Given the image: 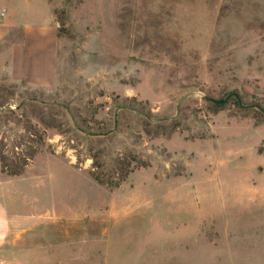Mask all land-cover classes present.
Masks as SVG:
<instances>
[{
    "label": "rangeland",
    "instance_id": "1",
    "mask_svg": "<svg viewBox=\"0 0 264 264\" xmlns=\"http://www.w3.org/2000/svg\"><path fill=\"white\" fill-rule=\"evenodd\" d=\"M48 1L56 87L0 77V171L39 198L0 264H264V112L204 98L264 107V0Z\"/></svg>",
    "mask_w": 264,
    "mask_h": 264
},
{
    "label": "crops",
    "instance_id": "2",
    "mask_svg": "<svg viewBox=\"0 0 264 264\" xmlns=\"http://www.w3.org/2000/svg\"><path fill=\"white\" fill-rule=\"evenodd\" d=\"M58 25L48 0H0V77L31 89L49 91L58 83ZM32 176H4L0 171V248L20 228L15 193L18 181ZM21 179V180H20Z\"/></svg>",
    "mask_w": 264,
    "mask_h": 264
},
{
    "label": "trees",
    "instance_id": "3",
    "mask_svg": "<svg viewBox=\"0 0 264 264\" xmlns=\"http://www.w3.org/2000/svg\"><path fill=\"white\" fill-rule=\"evenodd\" d=\"M33 98L35 97H30V96H27L25 97L23 100H22V103H25V104H32V102H36ZM206 101H208L209 103L213 104L215 107H220L222 106L223 104L227 103L228 101H233V103L236 104V106L239 108V109H242V110H253L255 112H263L261 109H259L258 107L254 106V105H251V106H243L242 104H240L238 98L236 96H234L233 94H231L226 100L224 101H213V100H210L209 98H206ZM220 98H223V97H220ZM242 101V100H241ZM2 102L0 101V104ZM242 103H248V102H243ZM43 106H40V112H43V109H48L49 106L47 105H50L49 102H43L41 103ZM120 109H122L123 107H128L130 108L129 106H119ZM62 108V107H61ZM66 108V107H64ZM133 110H135L139 115H143L144 116V119L146 120V123H159L160 122V118L156 117V118H152L151 119V116L150 115H147V114H143L141 111L137 110V108H134V107H131ZM118 114V112H117ZM88 125V124H87ZM74 128L76 129H79L80 131H82L84 134H94V135H97V134H105V133H108L110 131V128L107 129V128H102L101 124L98 123L97 127H86V126H79V124H76L74 123ZM37 149V147H34L33 149H31L30 151V154L33 153L35 150ZM96 155V156H95ZM93 162H92V168L90 169V174L92 175V177L98 181L99 183H103V184H107V185H111V186H116L118 185L121 180H123L126 176V174L128 173V171H131L133 169V167L136 165H134L133 167H127L128 166V161H125V159L123 157H120L117 159V162H118V168H119V172L118 174H113L115 173V167H117L115 165L114 169H112L111 172H105L100 168V166L102 165L98 158H97V154H94L93 155ZM127 165V166H126Z\"/></svg>",
    "mask_w": 264,
    "mask_h": 264
},
{
    "label": "water",
    "instance_id": "4",
    "mask_svg": "<svg viewBox=\"0 0 264 264\" xmlns=\"http://www.w3.org/2000/svg\"><path fill=\"white\" fill-rule=\"evenodd\" d=\"M231 94H233L234 96H236L240 102V104H242L243 106H251L254 105L256 107H258L259 109H261L264 112V107L259 103V102H248V103H242L238 93L236 91H229L223 98H215L209 95L204 94V97L209 98L210 100L213 101H224L226 100Z\"/></svg>",
    "mask_w": 264,
    "mask_h": 264
}]
</instances>
